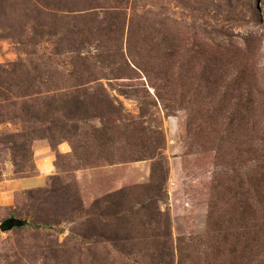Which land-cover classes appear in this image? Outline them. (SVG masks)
<instances>
[{
    "label": "rangeland",
    "instance_id": "obj_1",
    "mask_svg": "<svg viewBox=\"0 0 264 264\" xmlns=\"http://www.w3.org/2000/svg\"><path fill=\"white\" fill-rule=\"evenodd\" d=\"M263 120L264 0H0V264H262Z\"/></svg>",
    "mask_w": 264,
    "mask_h": 264
},
{
    "label": "trees",
    "instance_id": "obj_2",
    "mask_svg": "<svg viewBox=\"0 0 264 264\" xmlns=\"http://www.w3.org/2000/svg\"><path fill=\"white\" fill-rule=\"evenodd\" d=\"M196 51L201 52L200 50H196ZM261 143L264 146V141L261 140ZM259 168H260L259 170H260V176L261 177L259 179H257V181H252L251 179L248 180V183L245 187V189L248 193L257 194L258 196H260V198H259L260 199L259 200L260 201L259 209H260V219L262 220V222H259L258 224L253 225L254 227H256V229H258V231L262 230L264 228V153H263L262 158H260ZM166 180H167V178L165 177L164 180L161 181V183L159 182L160 184L158 183V185H160V187H158L156 185L146 186L147 188L156 187L159 189H158L157 194H154L153 196L150 195L151 197L148 198V199H150V201L147 204H145L146 201H144L142 203L141 208L147 209V211L149 213H152V214H155V213L161 214L162 213L160 206L158 205V202L167 198V190H166V186H165ZM162 185H163V187H162ZM163 188H164V190H162ZM257 226H258V228H257ZM247 232H248V234L251 233L248 230H247ZM258 238L261 239V236L260 237L256 236V237H253L251 239L249 237H246V241L241 248V253H242V256L244 253H246L248 255V257L255 255L256 259L262 260V262H263L262 264H264V239L260 240V242L257 244H253L255 240L258 241ZM258 244H259V246H258ZM232 246L233 247L231 248V253H235L237 251V249L239 250L237 242L232 244ZM255 247L259 248V249L257 251H255V254H253V252H251V251ZM168 249H169V252L167 253V256H169V258H171L175 254L174 253L175 248H174L173 244H171V245L169 244ZM249 263H247V264H249Z\"/></svg>",
    "mask_w": 264,
    "mask_h": 264
},
{
    "label": "crops",
    "instance_id": "obj_3",
    "mask_svg": "<svg viewBox=\"0 0 264 264\" xmlns=\"http://www.w3.org/2000/svg\"><path fill=\"white\" fill-rule=\"evenodd\" d=\"M59 149L68 152L69 148L65 144H61ZM44 154V155H43ZM37 162L41 174L36 176H27L24 178L14 179L6 183L3 189L0 190V204L10 205L16 201V192L22 188H30L47 182V173H51L55 164L53 162L54 156L49 152L40 153L37 157Z\"/></svg>",
    "mask_w": 264,
    "mask_h": 264
},
{
    "label": "water",
    "instance_id": "obj_4",
    "mask_svg": "<svg viewBox=\"0 0 264 264\" xmlns=\"http://www.w3.org/2000/svg\"><path fill=\"white\" fill-rule=\"evenodd\" d=\"M24 224H25L24 220H21L17 217H9L0 223V230L8 231L15 227L23 226Z\"/></svg>",
    "mask_w": 264,
    "mask_h": 264
}]
</instances>
